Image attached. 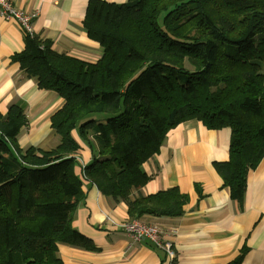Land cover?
<instances>
[{"label": "trees", "instance_id": "1", "mask_svg": "<svg viewBox=\"0 0 264 264\" xmlns=\"http://www.w3.org/2000/svg\"><path fill=\"white\" fill-rule=\"evenodd\" d=\"M84 28L102 48L95 63L35 34L11 58L63 105L51 150L20 147L24 105L0 113V264H64L60 245L94 249L73 226L84 181L125 203L129 219L182 216L177 188L140 191L142 165L184 122L231 131L229 159L215 167L240 206L264 158V0H90ZM83 146L92 160L79 176Z\"/></svg>", "mask_w": 264, "mask_h": 264}, {"label": "crops", "instance_id": "2", "mask_svg": "<svg viewBox=\"0 0 264 264\" xmlns=\"http://www.w3.org/2000/svg\"><path fill=\"white\" fill-rule=\"evenodd\" d=\"M26 12H38L35 35L52 41L53 48L89 63L102 56L101 46L84 28L90 0H12ZM124 3L128 0H105ZM25 33L15 20L0 18V113L11 105L25 107L28 126L18 137L21 148H55L60 138L51 126L52 115L63 100L51 90H42L28 78L12 56L24 49ZM231 131L210 130L190 120L172 129L157 154L142 165L150 177L143 196L177 188L188 202L180 217L143 216L141 221L159 225L176 251L172 264H229L243 254L241 264H264V158L250 171L240 206L216 170L215 163L229 159ZM77 175L89 164L92 153L83 146ZM85 198L79 205L74 228L92 241L94 249L59 246L64 264H170L166 253L151 241L132 242L120 227L129 220L125 203L103 196L89 181L83 184ZM111 219V220H108Z\"/></svg>", "mask_w": 264, "mask_h": 264}, {"label": "built area", "instance_id": "3", "mask_svg": "<svg viewBox=\"0 0 264 264\" xmlns=\"http://www.w3.org/2000/svg\"><path fill=\"white\" fill-rule=\"evenodd\" d=\"M37 16V11L29 13L19 9L12 0H0V18L7 21H17L25 34H34L33 22ZM108 220L111 219L108 218ZM120 227L132 242L149 240L166 253L170 264L175 262L177 255L174 244L167 238L170 234L165 233L159 225L147 224L142 222L141 219H129L122 223Z\"/></svg>", "mask_w": 264, "mask_h": 264}]
</instances>
